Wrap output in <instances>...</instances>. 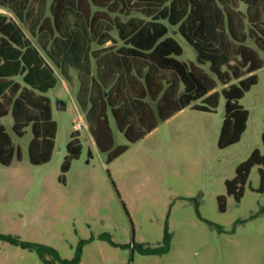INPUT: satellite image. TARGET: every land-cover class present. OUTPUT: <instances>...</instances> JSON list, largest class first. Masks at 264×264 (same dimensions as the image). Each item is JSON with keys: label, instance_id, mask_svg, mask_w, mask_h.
<instances>
[{"label": "trees", "instance_id": "trees-1", "mask_svg": "<svg viewBox=\"0 0 264 264\" xmlns=\"http://www.w3.org/2000/svg\"><path fill=\"white\" fill-rule=\"evenodd\" d=\"M0 163L9 166L22 159L20 148L1 118L12 110L13 130L24 136L32 126L29 159L34 165L51 161L58 123L47 96L61 77L74 85L76 100L89 125L97 148L110 162L181 110L214 112L222 97L225 112L218 146L238 143L247 129L250 111L240 103L259 82L257 70L264 51V0H0ZM195 49L200 65L180 60L183 47L170 28ZM249 41L254 44L253 47ZM59 73V74H58ZM223 87L218 90V85ZM128 142L115 147L110 124ZM264 146V132L262 134ZM83 143L75 131L67 143L60 180L73 160L80 158ZM92 157V151L89 150ZM259 166L264 192V151L251 150L236 174L226 180L227 194L240 202L253 167ZM225 212V195H219ZM10 239L36 250L42 258L52 254L63 264L80 261L60 257L53 247ZM166 232L161 248H141L143 253L170 249ZM46 263L50 261L46 260Z\"/></svg>", "mask_w": 264, "mask_h": 264}, {"label": "rangeland", "instance_id": "rangeland-1", "mask_svg": "<svg viewBox=\"0 0 264 264\" xmlns=\"http://www.w3.org/2000/svg\"><path fill=\"white\" fill-rule=\"evenodd\" d=\"M169 34L183 47L180 60L210 71L209 64L198 63L194 47L177 27ZM256 49L263 60L259 82L240 100L250 111L247 129L225 149L218 146L224 97L216 111L187 107L130 144L110 115L115 147L129 145L110 162L78 107L75 72L73 86L60 76L47 92L58 123L51 161L30 162L32 126L18 136L10 109L1 122L22 159L9 166L0 163V236L53 247L67 260L76 258L80 248L75 264H264V192L252 189L261 183L259 166L253 167L240 202L226 190V180L251 150L264 151V51ZM60 102L65 109H58ZM81 117L88 125L80 130L83 152L62 182L67 143ZM219 195L226 196L225 212L219 209ZM166 232L171 236L167 252L141 251L163 247ZM53 258L0 237V264H63Z\"/></svg>", "mask_w": 264, "mask_h": 264}, {"label": "built area", "instance_id": "built-area-1", "mask_svg": "<svg viewBox=\"0 0 264 264\" xmlns=\"http://www.w3.org/2000/svg\"><path fill=\"white\" fill-rule=\"evenodd\" d=\"M80 122L77 123L76 128L78 129V131H80L81 129H83L85 126L88 127V125L84 122V119L82 120V117L79 120Z\"/></svg>", "mask_w": 264, "mask_h": 264}, {"label": "water", "instance_id": "water-1", "mask_svg": "<svg viewBox=\"0 0 264 264\" xmlns=\"http://www.w3.org/2000/svg\"><path fill=\"white\" fill-rule=\"evenodd\" d=\"M65 108H66V104H65L64 102H60V103L58 104V109L63 110V109H65Z\"/></svg>", "mask_w": 264, "mask_h": 264}]
</instances>
